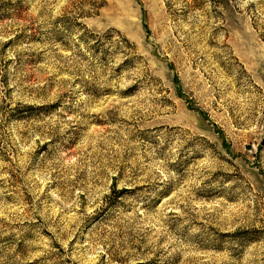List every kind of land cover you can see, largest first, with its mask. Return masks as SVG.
Returning <instances> with one entry per match:
<instances>
[{
	"label": "rangeland",
	"instance_id": "rangeland-1",
	"mask_svg": "<svg viewBox=\"0 0 264 264\" xmlns=\"http://www.w3.org/2000/svg\"><path fill=\"white\" fill-rule=\"evenodd\" d=\"M0 264H264V0H0Z\"/></svg>",
	"mask_w": 264,
	"mask_h": 264
},
{
	"label": "trees",
	"instance_id": "trees-1",
	"mask_svg": "<svg viewBox=\"0 0 264 264\" xmlns=\"http://www.w3.org/2000/svg\"><path fill=\"white\" fill-rule=\"evenodd\" d=\"M101 7H102L101 5L98 6L99 9H100ZM96 37H97V36H96ZM97 41H100V38H98ZM125 41H126V40H125ZM127 41H128V40H127ZM127 41H126V43H128Z\"/></svg>",
	"mask_w": 264,
	"mask_h": 264
}]
</instances>
